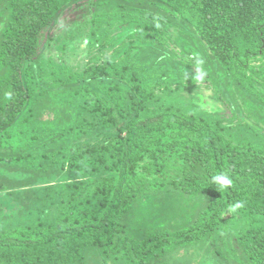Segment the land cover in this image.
I'll use <instances>...</instances> for the list:
<instances>
[{
	"label": "trees",
	"instance_id": "trees-1",
	"mask_svg": "<svg viewBox=\"0 0 264 264\" xmlns=\"http://www.w3.org/2000/svg\"><path fill=\"white\" fill-rule=\"evenodd\" d=\"M1 198L0 264H264V0H0Z\"/></svg>",
	"mask_w": 264,
	"mask_h": 264
},
{
	"label": "rangeland",
	"instance_id": "rangeland-1",
	"mask_svg": "<svg viewBox=\"0 0 264 264\" xmlns=\"http://www.w3.org/2000/svg\"><path fill=\"white\" fill-rule=\"evenodd\" d=\"M82 12V11H78ZM61 29L60 25H56L54 29H52V34L55 36L56 34L58 35V31ZM128 31L126 29H116L112 31V35L116 37L117 43L122 39L123 35H126ZM85 41L76 43L74 44L65 54H63V61L66 63H69L71 65H78L82 64L84 62V57H85V50H86V45ZM54 55L55 57H58V52L57 51H46L44 53L45 56L48 55ZM198 88L195 89H190L186 90L183 93V100H187L189 102H194L196 104H199L201 107H205L207 109H219L220 108V103L218 100L214 99L211 97V89L207 88L204 82H197ZM228 113V112H227ZM2 203L1 205L3 208L0 211V217L2 218L9 216V212L7 209L11 207V201L9 200H4V198H1ZM195 200V205H200L203 201L201 198L194 199ZM23 217H20L22 219ZM173 260H176L177 262H183L185 261L186 263L188 262L189 264H217L213 257L206 251L205 248L201 249H189L187 251L180 250L176 252L173 255Z\"/></svg>",
	"mask_w": 264,
	"mask_h": 264
},
{
	"label": "clouds",
	"instance_id": "clouds-1",
	"mask_svg": "<svg viewBox=\"0 0 264 264\" xmlns=\"http://www.w3.org/2000/svg\"><path fill=\"white\" fill-rule=\"evenodd\" d=\"M159 27V25H156ZM202 61H197V72L200 73L203 71L201 67ZM201 77L197 75L196 79H200ZM212 184L215 185L216 188H219L221 190L227 189L232 185V180L231 178L226 174V173H219L216 175H213L211 178ZM243 203L242 202H235L228 206L227 210L223 213L225 214H230L231 216L237 212V210L243 208Z\"/></svg>",
	"mask_w": 264,
	"mask_h": 264
}]
</instances>
